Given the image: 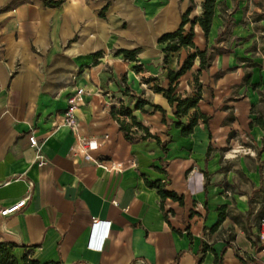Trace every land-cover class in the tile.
I'll use <instances>...</instances> for the list:
<instances>
[{"label": "crops", "instance_id": "1", "mask_svg": "<svg viewBox=\"0 0 264 264\" xmlns=\"http://www.w3.org/2000/svg\"><path fill=\"white\" fill-rule=\"evenodd\" d=\"M157 1L143 10L128 0L135 4L121 16L128 26L114 33L116 49L139 48L135 62L92 56L104 49L100 32L91 31L98 7L115 17L111 4L121 0H64L59 7L0 0V209L28 196L19 210L0 215V242L18 261L27 255L63 264H264L258 237L264 217V0H216L207 37L194 25L195 46L213 52L197 74V107L209 119L198 120L187 135L176 122H186L188 114L178 119L174 105L152 86L167 87V69H177L193 50L182 47L164 64L158 43L178 27L190 0H169L166 12ZM192 1L197 16L202 0ZM135 64H141L138 71ZM198 68L196 58L178 79L181 96L194 88ZM78 87L84 103L70 128L62 113ZM137 97L163 111L147 104L134 109ZM121 106L155 137L128 116L112 114ZM30 135L45 166L35 162ZM82 138L96 140L94 159L125 168L104 170L74 154ZM147 182H159L182 201L162 199ZM93 221L100 222L94 231ZM91 238L97 246L89 245Z\"/></svg>", "mask_w": 264, "mask_h": 264}, {"label": "trees", "instance_id": "2", "mask_svg": "<svg viewBox=\"0 0 264 264\" xmlns=\"http://www.w3.org/2000/svg\"><path fill=\"white\" fill-rule=\"evenodd\" d=\"M64 0H42L44 6L47 7H59ZM216 0H202L201 1V13L197 16H193L190 18V13L194 9V3L190 0V4L188 7L181 13L180 22L178 27L170 32H165L158 37V43L163 45L162 52L163 63L166 64L168 61V57L178 51L180 48H191L193 49L191 52L187 54L182 63L179 65L177 69H167L166 78L168 80L167 87H162L158 83L153 84L152 89L154 92L161 93L164 98H166L167 102L170 105H174V115L180 119L181 117L188 114V119L186 122H182L179 120L176 122L177 126H181V134L187 135L189 134L194 125L201 120L203 123H206L209 119V116L202 113L198 107L197 102L200 99L201 95V86L198 82L197 74L201 71V69H205L211 62L213 52L210 51L207 47L204 49H199L195 46L193 42L194 31L193 27L195 24H198L204 36L207 37V34L210 30L212 18L214 16V8H215ZM189 24L188 30H185V25ZM139 48L134 49H124L119 48L116 49L114 54L120 55L124 59L129 61H137L136 53ZM102 55V51H96L92 54L93 57H100ZM198 58L199 60V68L197 70L196 75L193 77L194 82V92L189 93L188 95L181 96L180 93L176 92V85L178 83V79L191 68L194 60ZM133 68L138 71L141 68V64H135ZM150 105L154 109L162 110V108L158 104H152L148 100L137 97L134 103V109H143L145 105ZM193 109L189 114V110ZM163 111V110H162ZM119 113L120 115H126L131 119L132 124L136 125L138 128L144 129L146 136H152L149 134L138 121H136L135 116L132 115V111L129 108L121 106L116 112L112 110V114ZM120 127L124 130H128L129 126H124L120 123ZM155 137V136H152ZM149 186L156 187L158 193L161 198L169 197L174 200L182 201L181 196H179L176 192L171 190H166L162 187L159 182H147ZM10 245L5 242H0V264H63L60 261H48L44 263H40L36 260H32L24 255L21 261H18L14 256L9 253Z\"/></svg>", "mask_w": 264, "mask_h": 264}, {"label": "built area", "instance_id": "3", "mask_svg": "<svg viewBox=\"0 0 264 264\" xmlns=\"http://www.w3.org/2000/svg\"><path fill=\"white\" fill-rule=\"evenodd\" d=\"M84 89L83 87L76 88L73 93L67 99V107L62 113V123L70 128H75L77 122L74 115L75 110L84 103ZM30 145L34 147L35 150V162L38 166L42 167L47 164V159L42 154L40 145L38 144L36 138L33 135L28 137ZM97 147V143L95 139L82 138L79 139L76 146L73 147L72 151L74 154L82 153L85 158L92 160L97 166L101 167L104 170L110 171H122L125 167L122 162L116 161H98L93 158L90 154V151ZM130 164H133V160L130 161ZM28 196L18 200L17 202L10 204L9 206L3 207L0 209V215L6 216L12 214L19 210L22 206H24L26 199ZM99 221L92 222L93 231L99 226ZM259 240L262 242V246L260 251H264V217L260 219L259 222ZM90 246H97L92 238L89 242Z\"/></svg>", "mask_w": 264, "mask_h": 264}, {"label": "rangeland", "instance_id": "4", "mask_svg": "<svg viewBox=\"0 0 264 264\" xmlns=\"http://www.w3.org/2000/svg\"><path fill=\"white\" fill-rule=\"evenodd\" d=\"M98 1H100V0H98ZM116 1H118V0H116ZM133 1L134 2L137 1L138 4L141 5L143 10H145V8L148 9L149 6L152 5L154 2V0H133ZM159 4H161L164 12H166L168 10L169 5H170L169 0H161L160 3H159V1H157V6L160 7ZM133 6H135V4L128 2V0H127V2H124L123 0H121V2H119L118 4L116 2H115V4L112 3L111 4V11L112 10L114 11L115 17L112 16V14H110L108 12V10L106 11V10H103L101 7H98V17H99L98 23H96L95 26L92 27L91 31H98L101 34V36L99 38L103 39L102 46L104 48V49L100 50V51H102L101 56H103L105 54L106 58H108V57L110 58V57L115 55L114 52H115L116 48L114 46V42H115L114 33H116L119 28L128 26L129 19H123L121 16L123 15V13L125 11L129 14L133 10L132 9ZM189 16H190V18H192L194 16V13H191ZM100 22H102V23H100ZM85 26H86V22L81 24V27H85ZM188 28H189V24H186L185 30H188ZM193 92H194V88H192L190 93H193ZM260 107H264V99H262ZM146 108L150 109L149 106H146Z\"/></svg>", "mask_w": 264, "mask_h": 264}]
</instances>
